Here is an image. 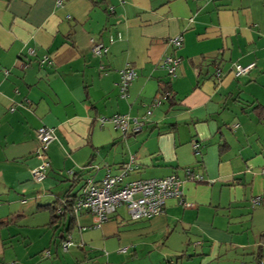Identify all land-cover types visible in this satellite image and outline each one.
<instances>
[{
	"label": "crops",
	"instance_id": "crops-1",
	"mask_svg": "<svg viewBox=\"0 0 264 264\" xmlns=\"http://www.w3.org/2000/svg\"><path fill=\"white\" fill-rule=\"evenodd\" d=\"M178 35L181 47L167 43ZM92 38L105 50L93 52ZM165 55L179 59L176 76L161 66ZM250 63L236 74V64ZM125 67L137 75L120 95ZM257 105L264 107V0H0V261L12 237L7 210L18 191H31L34 211L48 210L42 257L18 249L11 263L257 264L259 256L264 264V197L252 202L264 196ZM115 114L130 117L125 133L110 120ZM41 125L56 138L51 172L34 184ZM130 162L123 182L177 175L186 205L168 198L160 214L137 220L121 205L99 227L85 211L72 210V225L69 214L51 223V204L62 213L65 195Z\"/></svg>",
	"mask_w": 264,
	"mask_h": 264
},
{
	"label": "built area",
	"instance_id": "built-area-1",
	"mask_svg": "<svg viewBox=\"0 0 264 264\" xmlns=\"http://www.w3.org/2000/svg\"><path fill=\"white\" fill-rule=\"evenodd\" d=\"M62 0H58L60 3ZM112 38H110L111 40ZM92 51L100 53L105 50L102 43L96 42L93 38ZM167 43L174 47H180L183 43L181 35L168 38ZM179 59L172 55H165L161 59V66L171 76H176ZM254 63L242 66L235 65L236 74H246L253 67ZM120 80L118 89L120 95H125L128 86L136 77V71L131 67H125L120 70ZM159 101L155 102L158 104ZM150 113V112H148ZM110 120L116 128L125 133L129 129L130 117L127 114H115ZM134 130H138L140 125L135 119ZM56 136L53 129L41 125L36 129V140L38 148L36 155L40 159V163L31 170L32 179L36 182L42 181L46 177L49 162L47 160V150L51 142ZM193 149L198 152V144L193 143ZM131 162L134 159L131 158ZM131 162L122 166L121 173L113 175L107 173L99 182L88 180L87 184L81 191V194L75 198L72 204V210L85 211L91 213L94 218V227H99L103 222L108 220L109 215L121 205H124L132 220L141 218H150L163 211L165 202L168 198H176L182 204H185L183 199L182 181L177 175H168L160 178L136 179L128 182H123L124 176L133 169ZM186 175L191 180L202 179L199 175L192 174L189 170ZM253 204H260V198L253 199ZM60 212V210H58ZM71 244L70 240L63 242V247L67 248ZM0 264H15L5 263L0 261Z\"/></svg>",
	"mask_w": 264,
	"mask_h": 264
},
{
	"label": "rangeland",
	"instance_id": "rangeland-1",
	"mask_svg": "<svg viewBox=\"0 0 264 264\" xmlns=\"http://www.w3.org/2000/svg\"><path fill=\"white\" fill-rule=\"evenodd\" d=\"M194 142L195 141L191 142L192 143L191 146H193ZM202 145L203 143H200L199 145L200 149L202 148ZM215 146H217V143ZM193 152H195L194 149H193ZM47 160L49 161L48 155H47ZM49 172H51V170L49 171V167H48L47 173L49 174ZM47 173H46V176H47ZM62 176L63 178L67 177V173L62 174ZM69 178H71V175L69 176ZM44 179L40 182L42 183ZM32 181L35 182L34 184L38 183L34 181L33 179ZM32 181L31 183H33ZM79 183L72 187L74 191L80 190L79 188L82 184H79ZM64 184H66L67 187L70 186V182L65 181ZM16 197H17V200L15 201V203L10 204L12 207V210H9V209L7 210L11 214L8 217V220H7L8 224L6 228H4L5 229L4 232L11 234L12 237L10 238V240L6 241V245H5L6 248L4 249V257L6 258V261H3V262L11 263L10 257L13 256L14 252H16L18 249L22 253V255H24L25 258L28 259L31 253L32 254L31 256L33 257L35 256L38 261L39 258L42 257L39 255L41 254L40 253V250H41L40 243H41V236H43L45 232V230H40V228L45 227L41 225H44L45 223V218H47L48 216V210L39 209V211H36V212L34 211L36 202H37V200H34V199H37L39 197L37 193L34 194V192L32 193L31 191H29V193L25 191H18V194ZM261 197H264V196L258 195V196H254L253 198L255 199V198H261ZM41 201L42 202L40 203L46 202L45 199ZM122 206L124 208V205ZM37 207L41 208L40 206H38V204H37ZM4 213H5V210L0 212V216L3 215ZM21 238L24 239L25 241L27 239L30 240L28 247H27V243L21 241ZM46 250L47 249H44L42 250V252ZM19 251H17V254H18V257L21 258L22 256ZM52 253H53L52 258H54L55 253L54 252ZM58 253L59 254L62 253L61 248H58ZM62 254H66V252H63ZM18 262H21V261L17 259L16 264H18Z\"/></svg>",
	"mask_w": 264,
	"mask_h": 264
},
{
	"label": "trees",
	"instance_id": "trees-1",
	"mask_svg": "<svg viewBox=\"0 0 264 264\" xmlns=\"http://www.w3.org/2000/svg\"><path fill=\"white\" fill-rule=\"evenodd\" d=\"M170 93H171V91L167 92V97H170ZM256 109L259 110V113L263 114V116H264V107L263 106L257 105ZM65 196L66 197L62 200V206H63V212L62 213L57 211L58 207H55L53 204L50 205V208H51L50 209V211H51V216H50L51 217L50 218L51 223H54L58 218L66 216L67 214H69V217H68L69 224L72 225V223L74 222V216L72 215V204H73L75 198H77L79 195H73L72 197L69 196V195H65ZM262 203L263 202L261 201L260 204H262ZM257 264H262L261 260L259 259V256L257 258Z\"/></svg>",
	"mask_w": 264,
	"mask_h": 264
}]
</instances>
